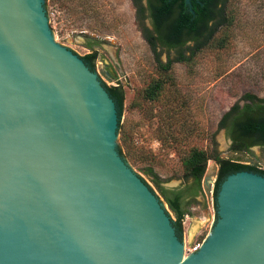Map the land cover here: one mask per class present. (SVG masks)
<instances>
[{
	"label": "water",
	"instance_id": "water-1",
	"mask_svg": "<svg viewBox=\"0 0 264 264\" xmlns=\"http://www.w3.org/2000/svg\"><path fill=\"white\" fill-rule=\"evenodd\" d=\"M47 1L0 0V264H264V177L246 171L220 183L212 232L181 261L160 200L122 162L125 116L57 45Z\"/></svg>",
	"mask_w": 264,
	"mask_h": 264
},
{
	"label": "rangeland",
	"instance_id": "rangeland-1",
	"mask_svg": "<svg viewBox=\"0 0 264 264\" xmlns=\"http://www.w3.org/2000/svg\"><path fill=\"white\" fill-rule=\"evenodd\" d=\"M223 1V21L207 45L189 63L172 62L166 73H159L142 38L147 23L137 20L131 0L47 1L57 45L77 57L93 52L95 75L104 86L122 91V162L155 194L144 168L150 167L164 187H176L181 183L180 158L189 147L264 170L263 150L253 147L233 154L216 129L220 116L243 94L264 98V0ZM159 60L163 63L166 55L161 53ZM164 74L167 80L158 101H146L143 89ZM216 169L208 160L197 204L181 222V244L212 232L216 216L209 184L213 187Z\"/></svg>",
	"mask_w": 264,
	"mask_h": 264
},
{
	"label": "trees",
	"instance_id": "trees-1",
	"mask_svg": "<svg viewBox=\"0 0 264 264\" xmlns=\"http://www.w3.org/2000/svg\"><path fill=\"white\" fill-rule=\"evenodd\" d=\"M131 2L137 20L142 22L145 16L142 14L141 0H131ZM223 3V0H200L195 14H193L190 2V6H187L184 4V0H147L148 17L151 19L152 30L149 31L143 27L141 34L153 54L159 73H166L172 62L189 63L195 54L207 45L214 29L220 24V21H223L221 17ZM215 16L216 20L213 19ZM90 47V45L87 46V48ZM161 53L166 55V60L163 63L159 60ZM170 53L174 55L173 60L169 59ZM79 58L82 61L87 60L93 71L95 60L93 52ZM164 80H167L166 75L151 80L143 89V98L148 102H157L164 89ZM106 88L121 109L122 91L120 88ZM240 100L246 102L241 111L237 112V103L232 104L221 115L217 129L222 128V122L226 117L236 113L231 124L241 139L240 141L232 140L229 150L246 153L251 147L257 146L264 151V98L245 93L240 97ZM208 160L213 161L217 167L212 187L214 211H216L215 196L218 187L228 175L246 171L264 177V170L257 169L253 165H243L237 161L222 159L213 150L208 153L196 147H189L180 158L181 183L176 187H164L162 180L150 167L144 168L143 171L157 194L145 182H142L172 214L173 219L168 215L167 217L179 240L181 239V222L185 216L190 215V207L197 204L196 197L201 191V179ZM214 215L216 216V213Z\"/></svg>",
	"mask_w": 264,
	"mask_h": 264
},
{
	"label": "flooded vegetation",
	"instance_id": "flooded-vegetation-1",
	"mask_svg": "<svg viewBox=\"0 0 264 264\" xmlns=\"http://www.w3.org/2000/svg\"><path fill=\"white\" fill-rule=\"evenodd\" d=\"M141 6H142V14L145 16V19L144 21H146L147 23V26L145 28H147L149 31H151V19L148 17V14H149V9H148V6H147V0H141ZM135 10V9H134ZM213 19H217V17L215 16ZM214 20V21H215ZM91 53V52H90ZM84 56V55H83ZM82 57V56H81ZM84 63H86L90 68L92 67L91 64L87 61V60H84L83 61ZM95 62V60H94ZM94 62H93V66H94ZM93 72H94V68H93ZM100 72L103 73V75L106 77V78H110V74L108 72H105L104 70H102L100 68ZM117 87V86H116ZM246 102L245 101H239L237 103L238 105V108H237V112H240L241 109L243 108L244 104ZM229 109V108H228ZM227 109V110H228ZM241 114V113H240ZM236 115V113H232L231 115H229L228 117H226L224 119V121L222 122V128L221 129H217V125H216V129L219 130V131H222V134L224 136V138L228 141L229 143V146H228V149L230 148L231 146V143H232V140H236V141H240L241 139V136L237 133L235 127H233V125L231 124L232 123V119L233 117ZM221 117V116H220ZM220 119V118H219ZM219 121V120H218ZM218 123V122H217ZM253 147H257V146H253ZM251 147V148H253ZM250 148V149H251ZM258 148V147H257ZM250 151V150H249ZM232 152V151H231ZM233 154H241V152H232ZM241 164V162H239Z\"/></svg>",
	"mask_w": 264,
	"mask_h": 264
},
{
	"label": "built area",
	"instance_id": "built-area-1",
	"mask_svg": "<svg viewBox=\"0 0 264 264\" xmlns=\"http://www.w3.org/2000/svg\"><path fill=\"white\" fill-rule=\"evenodd\" d=\"M243 165H249V164H245L242 163ZM257 169H259L257 166H255ZM210 188H209V194L212 193V183L209 184ZM207 235L203 236L201 239L197 240V241H193L191 244H184L182 242V254L185 256L189 255V254H193L195 253L201 246V244L203 243V241L205 240Z\"/></svg>",
	"mask_w": 264,
	"mask_h": 264
},
{
	"label": "bare ground",
	"instance_id": "bare-ground-1",
	"mask_svg": "<svg viewBox=\"0 0 264 264\" xmlns=\"http://www.w3.org/2000/svg\"><path fill=\"white\" fill-rule=\"evenodd\" d=\"M194 226H195V225H194ZM194 226H193V227H194ZM180 258H181V261H183V260L185 259V257H184L183 254L180 255Z\"/></svg>",
	"mask_w": 264,
	"mask_h": 264
}]
</instances>
